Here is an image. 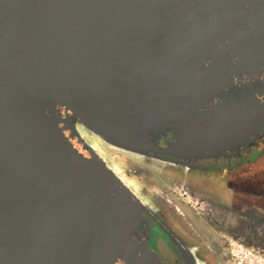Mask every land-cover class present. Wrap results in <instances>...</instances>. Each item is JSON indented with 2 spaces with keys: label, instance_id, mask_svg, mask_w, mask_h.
Here are the masks:
<instances>
[{
  "label": "water",
  "instance_id": "1",
  "mask_svg": "<svg viewBox=\"0 0 264 264\" xmlns=\"http://www.w3.org/2000/svg\"><path fill=\"white\" fill-rule=\"evenodd\" d=\"M263 128L264 0H0V264H164L110 151L211 158Z\"/></svg>",
  "mask_w": 264,
  "mask_h": 264
},
{
  "label": "flooded vegetation",
  "instance_id": "2",
  "mask_svg": "<svg viewBox=\"0 0 264 264\" xmlns=\"http://www.w3.org/2000/svg\"><path fill=\"white\" fill-rule=\"evenodd\" d=\"M110 152L119 155L127 167L141 163L160 170L166 178L181 182L188 192H199L209 200L219 195L227 208L230 202H235L236 206H231L235 213L229 216L237 223L246 219L264 223V128L238 150L211 158L178 159L157 155L155 159L139 161ZM129 174L138 181L143 180L139 171L132 169ZM152 210L142 212L147 229L139 232V237L164 264L217 263L214 251L177 209L156 196Z\"/></svg>",
  "mask_w": 264,
  "mask_h": 264
},
{
  "label": "rangeland",
  "instance_id": "3",
  "mask_svg": "<svg viewBox=\"0 0 264 264\" xmlns=\"http://www.w3.org/2000/svg\"><path fill=\"white\" fill-rule=\"evenodd\" d=\"M113 160L119 167L126 166L122 158ZM132 169L139 171L143 180L134 178L152 201L157 196L171 208L177 209L185 221L195 227L201 239L214 251L216 264H232L224 250L225 242L230 238H242L246 246L264 251V223H253L249 219L237 223L234 217H230L233 215L231 206H236L235 202H230L227 208L219 195L209 200L199 192H188L181 182L166 178L163 172L147 164L126 166L128 174Z\"/></svg>",
  "mask_w": 264,
  "mask_h": 264
},
{
  "label": "built area",
  "instance_id": "4",
  "mask_svg": "<svg viewBox=\"0 0 264 264\" xmlns=\"http://www.w3.org/2000/svg\"><path fill=\"white\" fill-rule=\"evenodd\" d=\"M224 250L232 264H264V251L246 246L242 238L227 239Z\"/></svg>",
  "mask_w": 264,
  "mask_h": 264
}]
</instances>
